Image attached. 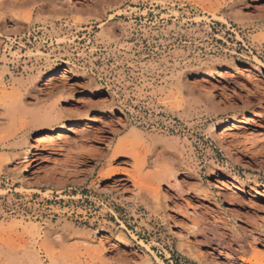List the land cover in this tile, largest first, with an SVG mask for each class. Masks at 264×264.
<instances>
[{
  "label": "rangeland",
  "instance_id": "1",
  "mask_svg": "<svg viewBox=\"0 0 264 264\" xmlns=\"http://www.w3.org/2000/svg\"><path fill=\"white\" fill-rule=\"evenodd\" d=\"M36 27L49 40L6 48ZM255 257L264 0H0V264Z\"/></svg>",
  "mask_w": 264,
  "mask_h": 264
},
{
  "label": "bare ground",
  "instance_id": "2",
  "mask_svg": "<svg viewBox=\"0 0 264 264\" xmlns=\"http://www.w3.org/2000/svg\"><path fill=\"white\" fill-rule=\"evenodd\" d=\"M69 10L70 9H65V8L56 7V6L53 7V11L58 17L64 16L66 13L69 12ZM106 20H108V22H111L112 20H114L113 15L109 16V18L106 19ZM97 21L100 22V23L103 22V20H101V19H97ZM64 71H69V68L67 67V68H64V69H58V70H55L54 72H52L50 74V76H48V78H47L48 80H46V84H44V85L47 86V85L51 84L53 81L59 79L61 77V75L65 73ZM70 73H71V71H70ZM86 122H88V120ZM86 124L87 123L78 124V125H75V126L73 125L71 128H69L68 132H73L74 130L75 131L76 130L80 131V129L82 127H84V126L87 127L88 126ZM224 125H225V123L223 121L219 122L217 125L213 126L212 132L220 131ZM62 128H63V125H61L60 129H62ZM244 130H247V129L244 128ZM218 136H219V141H220L221 145L223 146V148L228 149L227 143H226L224 137L222 136L221 132H219ZM38 137L39 138H38V140H36V142H48V141H53V139H59L60 138V136L59 137H54L52 132L46 133V134H42V135H40ZM121 153H123V154H121ZM119 154H120V158H126V156H127L126 152H120ZM127 157H129V156H127ZM231 185H232V183L230 181H228V180H223V179H220V178H216L215 182H214V186L212 187V189L216 190V194H217L218 197L226 199V197H227L226 191L231 189ZM237 189L239 191H242L241 188H237ZM231 191H232L231 192L232 194L236 195V192L234 190H231ZM158 192L159 191H157V193ZM253 264H261V263L255 257Z\"/></svg>",
  "mask_w": 264,
  "mask_h": 264
},
{
  "label": "built area",
  "instance_id": "3",
  "mask_svg": "<svg viewBox=\"0 0 264 264\" xmlns=\"http://www.w3.org/2000/svg\"><path fill=\"white\" fill-rule=\"evenodd\" d=\"M50 28L49 27H36L33 29H30L22 34V36L18 38H13L10 41H7L5 46L7 49H12L13 47H20L24 46L26 44H30L32 41L36 39V37L41 36L43 38H47L49 40L50 36Z\"/></svg>",
  "mask_w": 264,
  "mask_h": 264
}]
</instances>
